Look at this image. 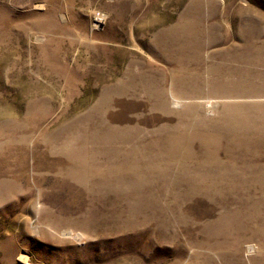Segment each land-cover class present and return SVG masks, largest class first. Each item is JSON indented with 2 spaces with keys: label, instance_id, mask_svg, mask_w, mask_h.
Segmentation results:
<instances>
[{
  "label": "rangeland",
  "instance_id": "rangeland-1",
  "mask_svg": "<svg viewBox=\"0 0 264 264\" xmlns=\"http://www.w3.org/2000/svg\"><path fill=\"white\" fill-rule=\"evenodd\" d=\"M260 166L264 0H0V264H264Z\"/></svg>",
  "mask_w": 264,
  "mask_h": 264
},
{
  "label": "bare ground",
  "instance_id": "bare-ground-1",
  "mask_svg": "<svg viewBox=\"0 0 264 264\" xmlns=\"http://www.w3.org/2000/svg\"><path fill=\"white\" fill-rule=\"evenodd\" d=\"M179 102V99L173 101L172 103L174 105H177ZM87 120V119H86ZM88 125V123H87ZM92 128V127H91ZM90 135V134H89ZM105 135H112L107 129H104L103 126H100V127H96V129L93 131V133L90 135L92 136L91 139H89L92 143L94 142H101L102 138L105 137ZM115 135V134H114ZM113 137V136H112ZM118 139V138H117ZM116 139V140H117ZM107 140V139H106ZM112 142V141H111ZM121 142V141H119ZM88 143V142H87ZM100 144V143H99ZM106 144V143H105ZM107 146V145H106ZM109 146V145H108ZM238 149H240L239 147H237ZM237 148H232L230 150V152L221 157V158H213L211 159L210 157H205L206 159V165L209 166L208 170L209 172L211 173H214V174H217V175H220V179H218L217 181L213 180L210 182L211 186H213V190L212 191H215L217 188L216 186L219 188V193H229L230 192V189L233 190V192H238V193H246L245 196H242L240 198V202L241 204H243V201L246 199V198H252V196L248 193V191L244 188H237V187H231V183H233V177L232 176H235V177H240L242 176V173L240 172H236L234 170V164L236 162H238L240 160V158H243L240 154L236 153L237 152ZM100 149V148H99ZM91 151V150H90ZM111 151L108 150V152L106 151L105 153L110 154L112 155V153H110ZM118 152V151H117ZM164 150L163 148L161 149V153H163ZM101 153V152H100ZM132 156L131 155H117L116 157H114L113 159V163L116 164V165H121V164H126L128 161H131V162H134V163H137L139 161H142L143 159L139 158L141 157V154H138L136 152H131ZM102 154V153H101ZM104 154V152H103ZM102 154V155H103ZM115 154V153H114ZM91 155V154H90ZM109 155V156H110ZM104 156V155H103ZM102 156V157H103ZM91 157V156H90ZM93 158V157H92ZM101 160V159H100ZM202 159H198V161H201ZM94 162V161H93ZM96 164H99V158L97 157V160L95 161ZM260 169L261 166L258 168V170L256 171L257 173V176L255 177V179H261L262 182L261 183H256L255 182V179H251L252 183L260 190V194H261V198H264V190H262V185L264 184V177L260 174ZM262 171V170H261ZM223 187V188H222ZM209 187L208 185L204 182V181H200L198 184H197V187L195 188L196 191H204V190H208ZM254 200V199H253ZM229 202L228 201H225L224 202V205H227ZM230 216V215H228ZM256 248V247H255ZM255 248L253 245H247L245 247V252L246 254H252L255 252ZM21 260H25V256L20 254V257H19Z\"/></svg>",
  "mask_w": 264,
  "mask_h": 264
}]
</instances>
